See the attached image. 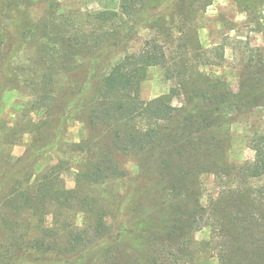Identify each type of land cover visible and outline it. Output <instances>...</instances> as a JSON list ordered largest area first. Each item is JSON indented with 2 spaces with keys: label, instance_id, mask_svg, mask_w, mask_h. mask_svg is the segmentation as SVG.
<instances>
[{
  "label": "trees",
  "instance_id": "trees-1",
  "mask_svg": "<svg viewBox=\"0 0 264 264\" xmlns=\"http://www.w3.org/2000/svg\"><path fill=\"white\" fill-rule=\"evenodd\" d=\"M175 3V0H119L118 10H102L99 14H111L120 20L113 19L114 23L107 25L108 34H100L93 49L84 47L90 54L96 52V56L67 62L63 57L69 50L65 49L66 41H62L56 50L63 53L62 60L56 58L54 63L44 64L46 71L53 65L63 66L66 71L63 75L50 73L39 80L50 86V90L42 91L40 100L52 122L58 126L50 140L41 141L44 139L42 132L36 135L37 140L32 142L28 157L17 165L29 164L57 147L70 114L78 108L81 109L78 116L85 113L89 126L87 136L78 146L90 147L94 142H100L98 139L103 145L88 151V160L77 175L76 188L63 189L55 200L67 203L76 199L74 195L80 191L81 180L96 190L101 188L99 193H106L96 201L88 196L84 200L88 204L93 201L89 210L93 236L86 232L87 229L73 230L56 220L52 227L31 240L32 247L38 252L47 254L50 250L62 257L53 264H184L186 252L199 253L196 249L186 251L183 234L188 232L187 236L192 237V232H196L193 229L196 220L204 216L200 206V179L205 173L224 172L230 167L227 151L231 146L234 123L256 111L264 113V66L260 67L261 64L254 63L251 58L248 71L240 76L237 91L220 78L197 73L184 84L190 105H173L170 94L150 100L140 98L142 82L148 77L149 68L168 62L166 50L157 36L131 54L111 60H105L104 56L132 42L151 22H157L159 11ZM24 4V0H0V60L14 27L7 25V19ZM126 16H132L131 22L125 20ZM30 26L24 31L31 32ZM24 34L29 38L35 36ZM65 36L67 34H63V39ZM76 67L85 72L79 79L70 74ZM2 77L0 68L1 90L4 86ZM61 104L63 109L56 111ZM253 125H247L244 134L250 139L249 145L256 156L253 165L247 169L251 176H256L264 174V128L261 130ZM98 130L102 134H98ZM112 151L139 156L142 174L135 177L127 189L112 188L115 180L125 176V170ZM141 181L143 184L139 185ZM17 183L18 179L10 185L4 203L20 188ZM50 186L55 187L54 184ZM42 189L36 191L37 197H42ZM252 193L253 190L244 191L245 217L242 222L228 224L225 217L217 221L222 230L229 225V230H236L232 244L221 255L224 264L225 261L240 263L239 260L252 257L264 264V245L254 246V251H248L244 246L246 236L254 238L256 223L264 225V211L258 217L248 211L247 207H251L257 198ZM41 209L45 208L42 206ZM133 235L137 244L127 250L123 245ZM114 246L119 250H114ZM19 256L6 257L0 264H40L38 258Z\"/></svg>",
  "mask_w": 264,
  "mask_h": 264
},
{
  "label": "rangeland",
  "instance_id": "rangeland-1",
  "mask_svg": "<svg viewBox=\"0 0 264 264\" xmlns=\"http://www.w3.org/2000/svg\"><path fill=\"white\" fill-rule=\"evenodd\" d=\"M175 1L170 8L159 11L157 22H151L148 28L141 30L132 42L104 56L105 60H111L131 54L157 36L166 50L168 62L149 68L148 77L142 82L140 98L150 100L170 94L173 105H190L184 84L197 73L220 78L237 91L240 76L248 71L251 58L254 63L261 64L260 67L264 66V0ZM24 3L7 19V25L14 27L0 60L4 79L0 89V263H4L6 257L20 255L23 259L38 258L40 264H53L62 257L50 250L47 254L38 252L32 247L31 240L52 227L56 220L65 227L87 229L90 236L94 235L89 224L93 201L88 204L84 200L87 196L94 201L102 197L106 193H99L101 188L96 190L81 180L80 191L75 193L76 199L72 202L62 203L55 197L63 189L76 188L77 175L88 160V151L102 142L98 139L100 142H94L90 147L78 146L87 136L89 126L85 113L79 117L81 109L77 108V112L70 114L57 147L29 164L18 166L17 163L28 157L32 142L37 140L36 135L42 132L44 139L41 141L50 140L58 126L52 122L40 100L42 91L50 86L39 80L50 73L63 75L66 71L58 65L46 71L44 64L54 63L56 58L62 60L63 53L56 52L62 41H66L65 49L69 50L63 57L67 62L96 56V52L90 54L85 48L93 49L99 35L108 34L107 25L120 20V17L99 13L118 10L119 0H24ZM131 17L126 16L125 20L131 22ZM27 26L31 32L24 31ZM24 33L35 36L29 38ZM63 34H67L64 39ZM44 42L48 45L43 46ZM32 64L38 67H32ZM82 71L76 67L70 74L79 79L85 73ZM62 104L56 111L63 109ZM253 124L263 130L264 113L256 111L234 123L231 146L227 151L230 167L224 172L205 173L200 179V206L204 216L196 220L193 226L196 232H192L191 238L187 236L188 232L183 234L186 251L196 249L199 253L193 256L186 252L184 264H224L221 255L232 244L236 230H229L230 225L226 231L222 230L217 221L220 217H225L228 224L243 221V194L247 189L254 191L253 196L257 195L251 207H247L248 211H253L256 217L264 211V174L251 176L247 169L253 165L256 156L244 129ZM112 155L125 170V176L115 180L112 188L127 189L132 180L142 174L139 156L119 151H112ZM17 179L20 188L4 203L7 190ZM53 184L54 188L50 186ZM46 185L48 187H44ZM41 188L42 197H37L36 191ZM42 206L45 209H41ZM134 239L135 235L129 237L124 248L132 250L137 244ZM246 240L244 246L248 251L264 245V225L256 223L254 238L246 236ZM113 249L118 248L114 246ZM239 261H225V264H261L256 257Z\"/></svg>",
  "mask_w": 264,
  "mask_h": 264
}]
</instances>
